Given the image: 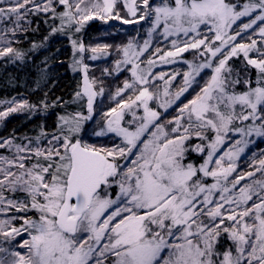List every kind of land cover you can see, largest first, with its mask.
<instances>
[{
	"label": "snow or ice",
	"instance_id": "snow-or-ice-1",
	"mask_svg": "<svg viewBox=\"0 0 264 264\" xmlns=\"http://www.w3.org/2000/svg\"><path fill=\"white\" fill-rule=\"evenodd\" d=\"M41 13L45 42L67 37L83 79L51 134L0 137V264H264V150L239 166L264 138V0H0V59L44 47H13ZM94 21L106 35L137 27L126 43L86 46ZM113 52L103 75L130 76L101 122L105 82L84 61ZM65 103L0 100V123Z\"/></svg>",
	"mask_w": 264,
	"mask_h": 264
},
{
	"label": "trees",
	"instance_id": "trees-1",
	"mask_svg": "<svg viewBox=\"0 0 264 264\" xmlns=\"http://www.w3.org/2000/svg\"><path fill=\"white\" fill-rule=\"evenodd\" d=\"M62 10V8L60 9ZM50 15V14H49ZM32 21L31 27L35 28L39 25L38 31H29L25 35L27 39L21 37L19 43L13 44V47L22 50H28L31 48L32 42L36 44H44V47L38 48L35 51L27 53L25 62L21 64L19 61L14 63L9 62L7 58L0 59V100H11L15 98L17 100H26L32 104H38L39 101L47 99L49 105L53 101H56L57 97L61 101L66 102L65 107H49L44 114H34L29 118V113H16L10 115L3 123H0V137H7L15 133L17 136H35L39 133L41 127L47 130L51 134L55 129L58 121V115L65 112H73L77 110V104L71 103L74 93L79 90L81 85L82 72H73L70 68L72 63V48L67 37L56 35L52 36L48 42H45L44 38L49 35V24L53 23L49 20L48 24L44 23L45 16L41 13L39 16H30ZM58 23V21H57ZM117 23V22H112ZM3 25H0L2 27ZM10 26V25H9ZM107 27L101 25L99 21L90 22L85 28L82 39L85 45H95L97 43H108L112 45H120L126 43L129 38V34L135 35L134 29L136 25H120L123 29L118 34L106 35L101 29ZM11 38V37H10ZM110 51H112L110 49ZM91 53H85L86 57H90ZM191 59L190 54H185ZM116 55H113L101 60L92 61L85 59L84 63L89 65V77L102 79L105 84L106 92L104 97H97L95 102L96 107V119L103 120L102 111L107 110L114 106L111 101L109 93H114L118 86L122 87L125 78L130 74L125 71L118 76H104L103 71L105 68H114V60ZM240 59H235L231 62L237 68L242 67ZM45 69L47 72L45 73ZM186 65L175 64L166 66V70L171 72L174 70H185ZM250 75L252 79V86H255L256 70L251 69ZM98 90L101 85L97 83L95 85ZM243 88V85L240 86ZM47 93V97H45ZM191 99V96L188 97ZM155 107V105H153ZM3 110V106H0V111ZM172 112L171 115H175ZM129 118V117H128ZM170 118V117H169ZM85 142L92 144H105L111 145L113 140L104 138L97 139L94 137H87ZM196 141H193L195 143ZM46 143V142H45ZM264 150V138L255 139V143L250 146L249 150H246L239 161V166L242 170L248 171L249 164L251 162V153L256 152L259 155L260 151ZM0 154H8L5 150L0 149ZM193 162L196 164L202 163L201 157L195 152H189L187 154L186 162ZM211 182V181H209ZM23 195V194H20ZM30 216L35 217V213H29ZM4 217L0 216V219ZM17 224L22 221H16ZM225 245L230 243L225 239ZM23 251V250H22Z\"/></svg>",
	"mask_w": 264,
	"mask_h": 264
},
{
	"label": "water",
	"instance_id": "water-1",
	"mask_svg": "<svg viewBox=\"0 0 264 264\" xmlns=\"http://www.w3.org/2000/svg\"><path fill=\"white\" fill-rule=\"evenodd\" d=\"M82 79H83V73H82V75H81V83H82Z\"/></svg>",
	"mask_w": 264,
	"mask_h": 264
},
{
	"label": "rangeland",
	"instance_id": "rangeland-1",
	"mask_svg": "<svg viewBox=\"0 0 264 264\" xmlns=\"http://www.w3.org/2000/svg\"><path fill=\"white\" fill-rule=\"evenodd\" d=\"M130 118V117H129ZM93 126H95V125H93Z\"/></svg>",
	"mask_w": 264,
	"mask_h": 264
}]
</instances>
